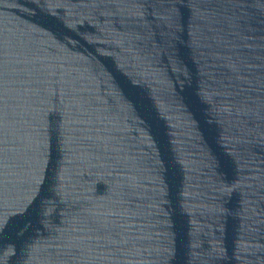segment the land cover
Wrapping results in <instances>:
<instances>
[{"label": "water", "instance_id": "obj_1", "mask_svg": "<svg viewBox=\"0 0 264 264\" xmlns=\"http://www.w3.org/2000/svg\"><path fill=\"white\" fill-rule=\"evenodd\" d=\"M0 264H264V0H0Z\"/></svg>", "mask_w": 264, "mask_h": 264}]
</instances>
